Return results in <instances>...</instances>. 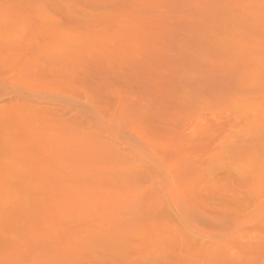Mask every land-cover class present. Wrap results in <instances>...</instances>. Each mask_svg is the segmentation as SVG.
<instances>
[{"label":"rangeland","instance_id":"obj_1","mask_svg":"<svg viewBox=\"0 0 264 264\" xmlns=\"http://www.w3.org/2000/svg\"><path fill=\"white\" fill-rule=\"evenodd\" d=\"M71 1L54 2H60L58 12L51 2L47 3L52 8L48 13L47 4L46 9L40 6L49 19L64 17L66 24L59 27V33H79L93 42V37H105L107 33L114 37L117 27L119 30L124 21L139 15L143 19L154 17L156 24L162 19L164 25L159 24V29L153 25V29L158 30V36L163 31L164 37L154 42L159 51L155 44L156 50L150 49L153 58L149 48L144 53L139 48L143 55H137L136 49L132 51L121 42L111 47V54L101 55V39H95L93 46L97 41L98 45L86 54L89 68L84 67L90 75L84 73L85 79L80 78L75 87L57 84L51 77L19 78L15 58L24 53L22 48L30 40L40 43L47 37L33 33L36 27L29 36L24 32L10 34L7 40L13 41L11 48L0 44V112L20 105L27 114L56 117L69 127L73 124L77 130L71 132L70 143L83 145L96 140L92 153L105 155L99 157L102 164L97 167L104 170L102 173H115H100L89 189H84L83 181L71 183L75 194L88 199L77 205L79 211L75 206L76 218L67 224L71 227L65 230L66 224L64 227L55 221L50 226V239L39 234L47 241L39 247L32 245L29 254L25 248L13 251L16 255L11 252L16 258L11 264H264V120L249 118L253 106L254 110L264 109V0L263 4L262 0H161L160 7L141 5L142 0ZM75 8L79 12L92 10L82 16ZM70 11L72 16L80 14L73 18L76 23L70 21ZM23 35L24 41L20 40ZM150 36L149 40L142 37L147 40L141 46L149 41L145 46L152 47L155 38ZM107 57L112 63L109 66ZM98 59L100 63H95ZM242 102L248 107L254 105L249 109L241 107ZM197 121L201 127L193 135L190 130ZM12 136L7 131L0 134V139L12 143ZM63 143L56 142L60 144L58 150L67 147V143L61 146ZM48 148L52 149L50 144ZM178 160L181 167L194 165L190 173H183L184 177L183 170L178 174L181 177L176 187L187 191L188 197L183 193L182 198L180 190L176 191L178 202L182 200L180 207L168 193V178L161 175L167 162L173 164L174 172L170 173L179 172L182 168L174 166ZM95 167L92 163L88 166ZM74 168L83 172V167L74 165L71 170ZM109 178L113 189L106 192L105 180ZM13 179L7 184L17 192L20 180ZM131 192L139 197L131 203V209L122 211L124 215L118 210L112 213L104 207H93L98 196L115 202ZM4 200L5 206L11 198ZM41 208L36 210L41 216L49 213L46 204ZM27 220L30 222L31 217ZM32 231L27 232L29 236L38 233ZM28 235L23 240L35 243L32 236L31 241L25 239ZM31 249L36 250L31 253Z\"/></svg>","mask_w":264,"mask_h":264},{"label":"bare ground","instance_id":"obj_2","mask_svg":"<svg viewBox=\"0 0 264 264\" xmlns=\"http://www.w3.org/2000/svg\"><path fill=\"white\" fill-rule=\"evenodd\" d=\"M57 1H55V0H0V44L1 45L6 46L7 48H11V43H13V41L7 40V37H9L10 34L12 35V33L14 35H19L23 32H24L23 34L28 33V36H29V31L33 30V26L36 27V28H34L35 32L33 31V33L41 34V35L43 34V35L47 36L46 39L40 43H36V42L34 43L33 41L30 40L22 48L24 53L19 54L14 60V63H15L14 65L17 66V68H18L17 73L19 75V78L24 79L25 81H26V77H29V76H32V77L36 76L40 79H46L48 77H51L52 79L53 78L56 79L55 81L57 84L75 87V86H77L78 83L81 82L80 80H82L85 77V76H83L84 73L87 75H90L89 69H87L88 72L85 69L86 66L89 68V66L87 65L88 63L86 64V60H87L86 54L95 49L94 47H96V45H98V41L100 39H101V41H99L98 50L101 51L100 52L101 55H103V54L105 55V53H107V52L109 53L111 51L114 52V50H112L111 47L115 46L117 42L118 43L121 42V45L123 44L122 46H125L126 48H129V49L131 48L132 51H135V49H136L135 53L136 54L138 53L137 55H139L140 50H141V52L144 53L146 50H148L147 48H149L148 53H150V54L152 53L153 55L151 54V57L153 58L154 53L152 51L150 52V49L156 50L154 48V46H156V48H157L158 45H157V43L155 44L154 42H157L156 39H158V37H159V39L164 37L163 31L162 32L159 31L160 36H158V32H157L158 31L157 29H159V24L164 25V22L162 19H160V20L158 19L159 24H156L158 21H156L157 19H153L154 17L151 19H150V17L149 18L144 17V19H148V20H144L143 16H141V18H140L139 15H137L138 17L137 16L131 17L132 18L131 20L124 21L121 24L119 30H117L118 29V27H117L116 31L118 33L114 32L115 34L113 35L115 38L112 37V34L109 35L107 33L108 36L106 34L105 37H101V38L100 37H95V38L93 37V40L95 42L94 41L92 42V41H89V39L92 40V38L88 39V38H86V36H82L79 33L76 35H65V34L59 33L58 32L59 27H62L63 25L66 24L64 17L57 18V17H59L57 15L56 17L54 16V17H51L49 19V17L47 16V13H48L47 10H49V9L50 10H52V8L54 10L57 9V12H58L59 8H58L57 4L60 2L54 3ZM87 1H89V0H87ZM142 1H140L139 4H141V5H143V4H145V5L149 4L150 5L151 4L152 6H153V4H156V6L158 7L159 6L158 2L160 3L161 0H158V1H156V0H142ZM47 3L48 4L53 3V6H55V7H52V5H51L52 8H50V5H48ZM62 3H65V2H62ZM45 4H47L49 6L48 9H46ZM262 4H263V0H262ZM35 5H36V7H34ZM66 5H67V3H66ZM40 6H41V8L45 7L44 9H46L45 11L47 13L42 11L43 9H41ZM76 6L78 7V5H76ZM83 6H84V4H83ZM146 6H143V7H146ZM156 6H155V9H156ZM81 7L82 6H80V9H81ZM134 7H136V6H134ZM148 7L151 8L150 6H148ZM86 8H84V9H86ZM39 9H41V10H39ZM69 9H68V11H69ZM72 9H73V7H72ZM75 9H77L76 11L79 12L78 8H75ZM84 9L79 12V13H82V16H85V13L88 14L89 11L92 10V8L89 11L87 10L88 8L86 9V11ZM146 9H147V7H146ZM74 11L75 10H73V13H74ZM83 11H84V13H83ZM78 12H75V16L74 15L72 16L71 11H70V13H69V16L71 17L70 21H73L74 17L80 16V14L76 15V13H78ZM44 13H46V14H44ZM55 13H56V11H55ZM44 15H46V16H44ZM65 16L69 17L66 14H65ZM46 17H48L49 20H47ZM82 18H84V17H82ZM86 18H85V20L83 19L84 23L86 22ZM89 18H91V17H89ZM70 21H68V22H70ZM37 22H39V23H37ZM73 22L76 23L77 21L74 19ZM35 25H38V26H35ZM153 25L155 27H157V29H155L156 31H154L153 28H155V27ZM144 26H146V28H145L146 30L144 29ZM148 26H153V27L151 28ZM21 27H24L25 29L23 30V29H21ZM147 27L150 29H153V31L150 32V34H149L150 29L148 30ZM146 33H148V35ZM160 33L161 34L163 33V34L161 35ZM142 34L147 35V37L149 35H151L150 37L155 38L154 39L155 41H152V38L149 37L150 40L153 42V44L150 42V44H152L151 46L153 48L150 46L149 47L145 46V45L149 44V43H147L149 41H147V42L145 41L146 44L143 43L144 46H141V43L144 42V40L148 39L146 36H142L144 38L145 37L147 38V39H143L141 37ZM106 37H109V38H106ZM102 38H104L105 40ZM111 38L112 39L114 38V39L112 40ZM23 39H24V35L20 38V40L24 41ZM95 39L98 41H97V44L96 45L94 44V46H93V43H96ZM142 39H143V41H142ZM143 47L144 48L146 47L144 51L142 49ZM139 48H141V49L138 51ZM122 49H123V47H122ZM158 51H159V47H158ZM143 53H141V54L143 55ZM109 54H111V53H109ZM144 56H145V54H144ZM151 57H150V60L152 59ZM108 59H109V57H107V60ZM142 59L140 58V61ZM98 61H99V59H98ZM98 61L97 62L95 61V63H100L101 60L99 62ZM108 61H107V64H108ZM109 63H110V61H109ZM111 64L112 63L108 64V66ZM97 67L100 68L99 65H96V68ZM27 75H29V76H27ZM80 78H82V79H80ZM86 78H88V76ZM88 100H89V98H88ZM241 104H242L241 107L246 106L245 102L244 103L242 102ZM250 105L253 106L254 104H250ZM246 107H248V105ZM251 107H248V108L250 109ZM257 108H256L257 109L256 113L254 112V111H256V109L254 110V106H253V108H251V110L253 109L252 111H250L248 109L250 113L253 112L251 114L252 116H250L249 118L256 116V121L261 122L264 120V109H259L260 107H257ZM25 111H26V109L23 106L14 105L9 110H6L5 112H3V111L0 112V131H1L0 134L7 133V131H9L13 135L11 138L12 143H6L4 140L0 139V158L3 159V160L0 159V162H1V165H0V244H2L1 246L4 247L3 249L0 248V250L3 252L5 249L4 253L0 252V264H11V263H13V260L16 261V258L14 257L15 258L14 259L12 256L15 253H17L20 249L24 250L23 248H25L26 253L29 254V251H27L28 249H30L32 247L34 248V245H35V247L41 246L42 245L41 243L43 241H47V240H43L45 238V236H46V239H48L49 236L51 235L49 233V231L53 227L52 226L50 228V226L52 224H55L56 222L57 223L60 222V223H63L64 227H65L71 221H74V219L76 218L77 212L79 211L78 210L79 208L77 207V205L79 206V203H82V205H83V203H85V201L88 199H84L80 195L75 194V192H74L75 187L71 186V183L77 182V181H83L84 189H89V187H91V182L98 179L101 176V174H103V173H105L104 175L115 174V173H111L109 171L102 173V171H104V170L102 168L97 167L98 165L102 164L99 157H105V155L92 153V151L97 147V145L95 143V142H97L96 140H92V142L88 143V144L74 145V144L70 143L73 141V139H70V136H72L71 132L74 134V132L77 130V128L74 127L73 124H72V126L69 127L61 119H58L56 117H53L52 119H48L47 115L37 116V115L27 114V113H25ZM249 112H247V114H249ZM254 113H255V115H253ZM247 117H248V115H247ZM249 120L251 121V119H249ZM255 122L253 120L252 123H254L256 125ZM252 123H250V124L252 125ZM122 124L125 125V123H122ZM122 124H121V127H122ZM250 124H247L246 126L250 127L251 126ZM109 125L112 126L113 124L111 123ZM248 125H250V126H248ZM246 126L245 127L243 126V129L247 128ZM199 127H201V124H200V121H197L196 125H194L191 128L190 133L194 135V133H196L197 128H199ZM235 127H232V128H235ZM252 127H253V125H252ZM124 128H125V126H124ZM110 129H111V127H110ZM120 129H122V128H120ZM112 131L114 132V129ZM112 131H111V133L113 135L116 134V132L113 133ZM247 132H249L248 128H247ZM196 136L197 135L195 134V137ZM117 137H119V136H117ZM234 139H232V140H234ZM226 140H224V141H226ZM60 141L67 143V147H65V149L63 151L58 150L59 149L58 147L60 146V144H59V146L56 145V142L58 144ZM231 142H233V141H231ZM65 143L61 144V146L65 145ZM49 144L52 147V149L48 148ZM125 144H127V142ZM143 152L145 153V151H143ZM140 153H142V152H140ZM152 153L150 152V154H152ZM88 154L90 156H88ZM154 154H155V152H154ZM147 156H149V155H147ZM179 156L180 155H178V157ZM150 157H152V156H150ZM162 161H163V159H162ZM177 162L180 163V161L178 160L174 163V166L177 165V169H178L181 163L177 164ZM91 163L96 167L92 168V169L88 168V166L91 165ZM74 165H77L80 168L83 167V169H82L83 172H80L81 170L78 171L75 168H74V170H71V167ZM186 166H189V165H185L182 167L180 166L182 169H179L178 170L179 172L173 174V172H174L172 169L173 164L169 165L167 162L165 165V170L162 171V173H161V175L164 179L168 178L167 179L168 180L167 181L168 182V186H167L168 193L170 194L173 202L177 201L178 205L176 202H175V204L178 207H180V203H181L180 201H182V200H179L180 203L178 202V199L180 196L178 195L177 192L180 190L179 191L180 195L184 193V190L181 192V187H178V188L176 187L178 182H180L178 180L182 175H183L182 177H184L186 173H190L191 170L194 169V167H193L194 165L189 166L188 169L186 168ZM183 167L185 168V170ZM190 167H192V169ZM170 170H172L173 172L170 173ZM180 170L181 171L183 170L184 172H182L181 176L179 177L178 174L181 172ZM183 173H185V174H183ZM171 176H172V178H170ZM11 178H14L13 180H15V181H17L18 179L20 180L18 183H16L17 192H14L13 191L14 188H11L10 187L11 185L7 184V183H9ZM15 178H17V179H15ZM111 181H112L111 178L105 180L106 192L112 191V189H113L111 186V183H110ZM258 183L259 184L256 185V191L258 190L257 194H256L257 196H259V194L261 192L260 191V189H261L260 184L261 183L259 181H258ZM185 191H186V189H185ZM186 192L183 195L184 197H186V195H185ZM176 193H177L178 198H176ZM41 195H42V197H40V198L44 197L43 201H42V199L40 200V198H37L38 196H41ZM6 196L8 198H11V200L10 201L8 200L6 205L4 206L3 201H5L4 197H5V199L7 198ZM183 196L181 195L182 198H184ZM103 197L104 196L96 197L94 199V202H95L94 205H93V203H91L90 206L93 205V207H95V208H98V207L103 208L104 207L103 208L104 211H109V212L118 210L120 215H124V213L122 211L124 209H131V203L134 200L138 199L139 194H132V192H131V194L124 193V194H122L121 198H119L115 202H110L109 197H105L104 200H102ZM186 198H188V197H186ZM258 202H260V197H258ZM186 203H188V202H186ZM27 204H28V206H31L30 209L28 206H26ZM43 204L44 205L46 204L48 206L49 216L47 213L42 214L43 216H41L40 213L38 214V212H36V210L42 209L41 207L43 206ZM11 205H13V206H11ZM75 206L77 207L78 211L75 209ZM26 211L30 212L29 215H27L28 213H26ZM46 212H47V210H46ZM25 213L27 216H29V218L26 215L24 217ZM144 214H145V212H144ZM39 215H40V217H39ZM183 215H184V213H183ZM45 216H48V217H45ZM26 217H27V219H30V217H31V220H30L31 223L26 219ZM42 217H45V218L43 219ZM184 217L186 218L185 215H184ZM26 220L29 223L24 225L27 222ZM53 221H54V223H53ZM140 221L141 220L138 218L137 222L139 223ZM22 223H24V224H22ZM112 224H114V222H112ZM116 224H117V222H115V225ZM68 227H71V226L67 225L65 230H67ZM22 229H23V231H22ZM34 229L37 230V232H38L37 234H36V231H35V234L33 233ZM27 230L29 232L31 230H33L32 231L33 234L32 235L30 234V236H32L31 239L35 240V243L27 244V243H29V241L23 240V236H25V234L28 232ZM69 230H71V229H69ZM16 232H18L20 234H18ZM23 232H24V235H23ZM199 232H201V230H199ZM16 234H18V235H16ZM28 234L29 233H27L26 236ZM39 234L40 235L46 234V235L45 236L42 235V238H41V237H39L40 236ZM19 235H21L22 237ZM30 236L28 235V238H25V237L24 238L29 239L31 241ZM26 241H28V242H26ZM45 243H47V242H45ZM29 245H30V247H29ZM85 245L87 247L88 243ZM26 246H27V248H26ZM43 246H45V245H43ZM32 250L35 251L36 249L35 250L31 249V253H33ZM38 250H40V249H38ZM13 251L14 252L16 251V252L14 253ZM11 252L14 253V254H12V256H11ZM21 253H25V251L24 252L22 251ZM21 253H20V255H21ZM33 255H32V257H33ZM36 255H38V254H36ZM15 263H17V262H15ZM42 264H46V263H42ZM47 264H50V263L48 262Z\"/></svg>","mask_w":264,"mask_h":264}]
</instances>
